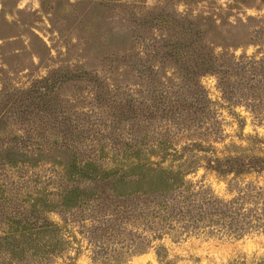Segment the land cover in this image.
<instances>
[{
  "label": "rangeland",
  "instance_id": "obj_1",
  "mask_svg": "<svg viewBox=\"0 0 264 264\" xmlns=\"http://www.w3.org/2000/svg\"><path fill=\"white\" fill-rule=\"evenodd\" d=\"M185 20L203 25L206 43L216 56L225 51L235 58L262 57L264 0H0V94L14 95L8 109L17 111L9 114L3 125L4 135H0V153L11 151L8 158H16L13 164L0 160V237L7 231L1 223L5 218L18 220L39 191L56 192L66 184L64 169L56 164L64 160L55 158L68 156L64 145L56 144L52 151L45 147L52 139L47 135L50 125H56L53 130L65 137L79 131L82 157L90 158L100 168L98 177L115 179L128 173L126 165L133 158L119 152V140L132 139L129 129L133 128L123 120L121 128L111 133L108 114L98 106L112 105V100L123 103L126 87L135 89L136 100L149 103L140 97L152 95L156 81L165 90L173 83L178 85L167 64L163 41L167 40V22ZM172 30L178 34L181 28ZM233 43L240 44L231 46ZM127 54L137 70L124 65L123 56ZM110 55L112 66L107 62ZM221 62L226 63L225 59ZM150 69L160 79L149 74ZM54 73L67 78L59 83L56 93L62 112L55 108L46 113L32 104L20 105L31 88ZM218 75L211 71L197 78L205 101L198 91L191 96L181 92L167 101V106L173 105L169 117L178 126L162 121L156 113L152 115L155 120L146 122L143 110L137 130L146 134L140 149L142 158L164 168L199 165L197 173L187 178L229 199L227 184L231 177H219L204 167L214 160L213 155L220 159L262 155L264 121L260 119L264 113L257 114V109L252 112L248 99L223 94ZM155 99L151 97L150 102ZM56 116L59 120L55 123L52 120ZM64 116L71 117L73 123L66 124ZM196 117L199 122H192ZM23 137L27 138L22 140ZM187 145L204 147L213 154L179 152L178 156H167L171 149L181 151ZM24 146L25 157L20 151L23 148H19ZM37 157L39 162L34 164ZM242 181L264 186V172L243 176L239 183ZM47 218L70 242L67 253L76 258L75 264H116L114 259L120 255L123 264H264V234L241 239L201 235L174 239L166 234L153 239L143 254L134 255L132 243L136 241L132 235L136 230L131 223L123 224L121 211L113 207L55 210ZM31 220L38 225V218ZM128 231H132L131 235ZM17 232L10 235L11 240H21ZM6 258L0 254V263ZM68 263L65 257L57 260V264Z\"/></svg>",
  "mask_w": 264,
  "mask_h": 264
},
{
  "label": "trees",
  "instance_id": "obj_2",
  "mask_svg": "<svg viewBox=\"0 0 264 264\" xmlns=\"http://www.w3.org/2000/svg\"><path fill=\"white\" fill-rule=\"evenodd\" d=\"M167 24H169L168 35L167 40L163 41V46L167 49V64L171 65L173 77L179 86L173 83L165 90L161 82L156 81L155 89L151 90L156 91L157 95L151 92L152 95L147 94L146 98L142 95L140 97L141 100L149 103L136 100L135 89L130 90L126 87L123 103L112 100V105L103 103L98 106L104 108V112L108 114L111 133L121 128L120 123L123 120L133 128L129 129L132 139L119 140L121 144L119 152L133 158V161L126 165L128 173L115 179L107 176L98 177L96 172L100 168H96L90 158L82 157L78 146L81 142L79 131H76L75 135L70 134V137H65L62 133L53 130L56 125H50L49 130L46 131L52 139L45 147H49L52 151L54 145H64L68 156L55 158L64 160V163L56 164L63 167L66 184L56 192L39 191L35 199L29 200L30 204L28 203L25 211L20 212L18 220L5 218L1 222L7 226V231H3V236L0 237V254L7 258L0 264H57V260L63 257L70 262L68 264H75L76 258L67 253L71 249L70 242L62 238L59 226L49 220L47 214L55 210H72L83 206L113 207L121 211L125 223L121 222L131 223L133 230L137 231L132 235L136 241L135 244L132 243L134 255L143 254L153 239L166 234L174 239L199 235L241 239L257 233L264 234V186L254 181L239 183L243 176H258L264 172V152L262 155H236L223 159L213 155L214 160L204 167L206 171L214 172L219 177H231L227 184L231 193L229 199H223L200 182H193L187 178L190 174L197 173L199 165L192 163L193 165L177 167L169 165L164 168L161 164L148 162L144 157L142 158L140 149L146 134L144 131H138L137 127L140 126L143 110H146L145 116L148 118L145 119L146 122L155 120L152 115L156 113L160 114L158 118L160 117L162 121L168 120L174 126H178L171 121L173 117H169L173 105L167 106V101L175 98L176 94L180 95L181 92L189 96L196 95L195 91H198L200 93L198 96L205 101L197 78L208 72L219 74L218 79L223 94L228 95L229 98L235 96L240 100L248 99L251 111L257 109L259 110L257 114L264 113V52L259 59L243 56L235 58L233 54L229 56L225 51L216 56L206 43V35H204L206 30L201 23L185 20L181 23L169 21ZM176 26L181 28L178 34V31L172 30ZM238 44L240 43H233L231 46ZM112 56L107 58L110 66H112ZM130 58V54L123 56L124 65L129 64L137 70ZM224 59L226 63L221 62ZM148 71L153 77L160 79L154 69ZM65 79L67 78H59L58 74L54 73L50 78L38 82L39 85L29 90L20 105L32 104V107L46 113L54 111L55 108L60 110L59 94L56 96V93ZM138 92L141 94V91ZM12 97L14 95L9 93L0 94L1 136L4 135L3 125H6L9 114L17 113L8 109V102ZM151 97L156 98L153 103L150 102ZM142 102L145 104H141ZM114 103H117L116 106H113ZM63 119L68 125L73 123L71 117L64 116ZM57 120L59 116L54 117L52 121ZM260 120L264 121V117ZM192 122L198 123L199 117L192 119ZM26 138L23 137L22 140ZM160 141L159 144L163 145L162 140ZM19 148H23L20 151L25 157L26 147ZM6 151L0 153V160L13 164L16 158H8L11 151L4 155ZM171 151L172 153L167 156L175 157L179 152L180 155L185 153L194 155L197 152L213 154L212 150L195 145H187L181 151L176 148ZM39 159L37 157L34 164H37ZM22 162L29 163L27 160ZM231 182L233 185H230ZM86 184L88 186L81 187ZM31 217L38 218L37 226L34 225ZM18 227L20 228L17 229ZM138 230L143 233H138ZM13 232H17L16 235L21 240H11L10 235ZM147 232L149 238L145 235ZM127 233L131 235L132 231ZM119 258L121 255L114 259V262L123 264L124 259Z\"/></svg>",
  "mask_w": 264,
  "mask_h": 264
}]
</instances>
